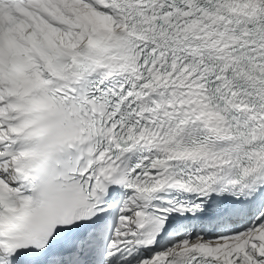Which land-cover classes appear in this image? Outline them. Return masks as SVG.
I'll list each match as a JSON object with an SVG mask.
<instances>
[{
  "label": "snow or ice",
  "instance_id": "snow-or-ice-1",
  "mask_svg": "<svg viewBox=\"0 0 264 264\" xmlns=\"http://www.w3.org/2000/svg\"><path fill=\"white\" fill-rule=\"evenodd\" d=\"M0 264H264V0H0Z\"/></svg>",
  "mask_w": 264,
  "mask_h": 264
}]
</instances>
